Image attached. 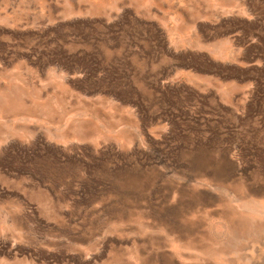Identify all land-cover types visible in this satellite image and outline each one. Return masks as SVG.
<instances>
[{
	"label": "rangeland",
	"instance_id": "1",
	"mask_svg": "<svg viewBox=\"0 0 264 264\" xmlns=\"http://www.w3.org/2000/svg\"><path fill=\"white\" fill-rule=\"evenodd\" d=\"M173 1L0 0V264H264V48L212 106Z\"/></svg>",
	"mask_w": 264,
	"mask_h": 264
},
{
	"label": "crops",
	"instance_id": "2",
	"mask_svg": "<svg viewBox=\"0 0 264 264\" xmlns=\"http://www.w3.org/2000/svg\"><path fill=\"white\" fill-rule=\"evenodd\" d=\"M161 29L168 51L176 57L171 64L196 58L213 66L207 74L175 67L173 80L213 100L216 108L232 109L239 103L235 98L254 97L255 92L247 96L248 87L236 80L253 75L257 58L263 57L264 3L260 0L256 4L251 0H174L161 20ZM239 262L253 264L248 255Z\"/></svg>",
	"mask_w": 264,
	"mask_h": 264
}]
</instances>
